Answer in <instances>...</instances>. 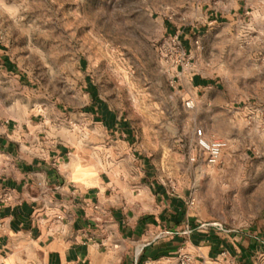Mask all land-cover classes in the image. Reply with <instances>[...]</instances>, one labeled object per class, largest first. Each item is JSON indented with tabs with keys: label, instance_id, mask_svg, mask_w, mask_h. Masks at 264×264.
Returning a JSON list of instances; mask_svg holds the SVG:
<instances>
[{
	"label": "rangeland",
	"instance_id": "1",
	"mask_svg": "<svg viewBox=\"0 0 264 264\" xmlns=\"http://www.w3.org/2000/svg\"><path fill=\"white\" fill-rule=\"evenodd\" d=\"M221 1L0 0V111L33 119L72 160L84 155L87 179L99 160L149 158L172 193L194 202L202 230L242 233L255 206L264 211V124L242 130V116L195 101L178 74L188 68L219 80L222 91L209 93L219 102L264 96V39L262 55L247 39L242 58L233 28L207 26V9ZM242 72L252 74L248 86ZM97 100L117 128L107 131L92 113ZM200 128L228 144L216 165L196 146Z\"/></svg>",
	"mask_w": 264,
	"mask_h": 264
},
{
	"label": "crops",
	"instance_id": "2",
	"mask_svg": "<svg viewBox=\"0 0 264 264\" xmlns=\"http://www.w3.org/2000/svg\"><path fill=\"white\" fill-rule=\"evenodd\" d=\"M206 23L233 28L242 40V58L247 39L254 54L262 55L264 0H223L207 9ZM188 72H178L179 85L195 101L242 116V130L247 122L264 124L263 95L219 102L209 95L222 91L219 80ZM251 77L242 72V87ZM92 113L107 131L117 128L104 103L97 100ZM71 156L66 144L53 143L33 119L0 111V198H10L0 206V264H179L184 256L189 264H260L261 205L242 233L222 225L202 230L186 192L172 193L149 158L135 155L105 165L99 160L87 179L85 156Z\"/></svg>",
	"mask_w": 264,
	"mask_h": 264
},
{
	"label": "built area",
	"instance_id": "3",
	"mask_svg": "<svg viewBox=\"0 0 264 264\" xmlns=\"http://www.w3.org/2000/svg\"><path fill=\"white\" fill-rule=\"evenodd\" d=\"M192 104V101H188L187 106L189 107ZM195 139L196 146L203 152L205 155V161L209 165H216L221 159L224 150L228 147L226 142L208 140L205 136V131L202 128L195 130ZM9 200V196H3L0 198V206L7 204ZM190 205L193 206L194 202H190ZM190 261L191 260L188 256H184L179 264H189Z\"/></svg>",
	"mask_w": 264,
	"mask_h": 264
}]
</instances>
